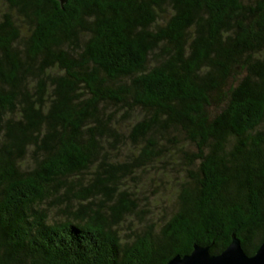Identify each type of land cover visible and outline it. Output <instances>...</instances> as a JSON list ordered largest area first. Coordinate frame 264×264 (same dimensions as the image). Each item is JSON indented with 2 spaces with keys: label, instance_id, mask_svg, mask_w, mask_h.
Masks as SVG:
<instances>
[{
  "label": "trees",
  "instance_id": "16d2710c",
  "mask_svg": "<svg viewBox=\"0 0 264 264\" xmlns=\"http://www.w3.org/2000/svg\"><path fill=\"white\" fill-rule=\"evenodd\" d=\"M232 235L264 241V0H0V264Z\"/></svg>",
  "mask_w": 264,
  "mask_h": 264
},
{
  "label": "water",
  "instance_id": "95a60500",
  "mask_svg": "<svg viewBox=\"0 0 264 264\" xmlns=\"http://www.w3.org/2000/svg\"><path fill=\"white\" fill-rule=\"evenodd\" d=\"M61 4L66 0H58ZM166 264H264V241L252 255H247L234 235L229 245L219 254H211L208 247L193 245L187 255H175Z\"/></svg>",
  "mask_w": 264,
  "mask_h": 264
},
{
  "label": "rangeland",
  "instance_id": "374dc122",
  "mask_svg": "<svg viewBox=\"0 0 264 264\" xmlns=\"http://www.w3.org/2000/svg\"><path fill=\"white\" fill-rule=\"evenodd\" d=\"M2 8H3V6H2ZM154 190H156V188H154ZM160 190H162V189H160ZM158 196H159V202H161V204H163V206L165 207L166 206L165 204H167L169 197L167 195H165V193H163L162 195L161 194L157 195L156 197H158Z\"/></svg>",
  "mask_w": 264,
  "mask_h": 264
}]
</instances>
